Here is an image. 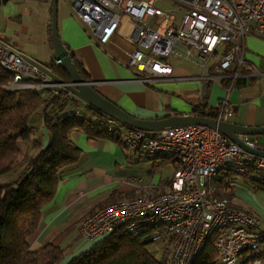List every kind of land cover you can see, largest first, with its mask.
Returning a JSON list of instances; mask_svg holds the SVG:
<instances>
[{
  "label": "built area",
  "instance_id": "built-area-1",
  "mask_svg": "<svg viewBox=\"0 0 264 264\" xmlns=\"http://www.w3.org/2000/svg\"><path fill=\"white\" fill-rule=\"evenodd\" d=\"M73 15L99 45L107 44L116 32L121 14L132 21L130 39L135 47L127 65L138 79L151 83L159 79H202L229 81L219 100L216 119L228 122L233 115L228 104L233 82L242 77L245 37L264 38V0H166L172 8L156 5L157 0H69ZM220 45H227L201 75H173L169 59L195 61L205 68ZM25 52L0 32V67L11 77L10 90L52 91L70 94L68 81L58 83L24 60ZM54 63L58 65L59 60ZM94 85L95 81H89ZM206 86L203 85V89ZM241 144L263 152L264 143L255 136L237 134ZM128 150L144 156H173L177 167L169 180V190L159 194L136 193L110 202L79 221L84 240H99L116 226L134 232L151 229L148 251L160 256L170 251L166 264H193L209 237L217 234L215 247L220 264H260L264 228L259 217L237 207L225 190H232L238 177L250 170L264 173V156L246 150L217 129L184 125L159 131L129 128L123 133ZM232 178L216 185L219 171ZM96 242V241H95ZM248 257V258H249Z\"/></svg>",
  "mask_w": 264,
  "mask_h": 264
},
{
  "label": "crops",
  "instance_id": "crops-1",
  "mask_svg": "<svg viewBox=\"0 0 264 264\" xmlns=\"http://www.w3.org/2000/svg\"><path fill=\"white\" fill-rule=\"evenodd\" d=\"M156 5L172 8L166 0ZM52 0H9L0 5V31L5 39L21 48L25 55L41 64L55 61L50 37ZM58 35L70 54L81 62L94 88L129 114L143 119H156L172 114H191L195 104L209 106L226 94L228 80L159 79L151 83L138 79V73L127 61L135 45L130 39L132 21L121 14L119 26L111 40L99 45L73 15L69 0H58ZM242 77L233 82L228 104L233 112L230 122L243 126L264 127V38L254 34L245 37ZM224 45L218 47V51ZM201 68L191 60L169 59L173 75H201L211 71L217 61ZM203 85L206 86L203 89ZM29 123L34 128L33 138L39 149L49 143V134L41 112L33 114ZM122 132L126 131L121 128ZM255 136L264 143V134ZM71 137L80 148L78 161L65 167L53 199L43 208L37 230L27 238L31 249L46 243L60 246L69 259L93 243L79 234V221L92 211L108 204L115 196L127 198L136 193L159 194L169 190V180L177 167L166 154L144 156L107 139H94L83 132ZM24 159L34 156L39 149L27 141ZM147 163L139 175L132 173V165ZM231 201L260 218L264 228V190L245 181L236 180ZM91 243V244H90ZM90 245V246H89ZM67 259V260H68ZM264 264V258L260 260Z\"/></svg>",
  "mask_w": 264,
  "mask_h": 264
},
{
  "label": "trees",
  "instance_id": "trees-1",
  "mask_svg": "<svg viewBox=\"0 0 264 264\" xmlns=\"http://www.w3.org/2000/svg\"><path fill=\"white\" fill-rule=\"evenodd\" d=\"M227 47L224 45L221 51L217 50L215 56ZM70 55L84 80L91 81L83 64ZM49 68L64 81H70L59 65L51 62ZM10 77V73L0 67V176L17 172L11 181L0 184V264H59L65 256L60 246L46 243L31 249L27 238L37 230L43 208L53 199L62 170L76 163L81 155L71 134L83 132L90 138L112 140L126 148L121 128L129 127L118 124L69 92L63 95V92L55 94L49 90L7 89ZM191 111L211 118L217 116V108L204 101L193 105ZM36 112L43 115L49 134V143L42 149L33 138L34 128L29 123ZM20 140L32 141L33 147L39 149L28 160L19 158ZM167 158L176 161L173 156ZM232 175L219 171L216 185L220 186ZM246 179L252 187L264 190V173L251 169ZM224 195L231 198L234 193L225 190ZM121 198L114 196L110 202ZM150 232L148 228L130 232L124 225H118L65 264H166L170 249L164 247L159 258L152 256L148 251ZM217 236L214 234L207 239L193 264H220L215 247ZM248 257L246 255L238 264L255 258ZM259 257L264 258V241Z\"/></svg>",
  "mask_w": 264,
  "mask_h": 264
},
{
  "label": "water",
  "instance_id": "water-1",
  "mask_svg": "<svg viewBox=\"0 0 264 264\" xmlns=\"http://www.w3.org/2000/svg\"><path fill=\"white\" fill-rule=\"evenodd\" d=\"M9 0H0V5L7 3ZM57 9L58 0H52V12L50 23V37L53 45V53L55 60H59L58 65L67 73L70 78V82L74 85H67V89L77 97L83 103L92 106L102 114L110 117L112 120L120 125L127 126L129 128L143 130V131H159L163 129H170L177 126L184 125H203L217 129L222 134L230 138L231 140L239 143L241 142L237 138V134L247 135H259L264 134V127H250L243 126L230 121H220L216 118L206 117L196 114H172L156 119H143L135 117L128 112L121 109L115 103L107 99L101 93H99L89 81L84 80L81 76L75 64L72 61L71 55L67 48L61 41L58 35L57 29ZM24 60L35 66L39 72L47 75L51 80L63 83V79L55 75L48 65L41 64L31 57L24 55ZM246 150L256 154L264 156L263 152H258L243 146Z\"/></svg>",
  "mask_w": 264,
  "mask_h": 264
},
{
  "label": "rangeland",
  "instance_id": "rangeland-1",
  "mask_svg": "<svg viewBox=\"0 0 264 264\" xmlns=\"http://www.w3.org/2000/svg\"><path fill=\"white\" fill-rule=\"evenodd\" d=\"M27 144H28L27 141H22V140L19 141V147L21 149V154H20V157H19L20 159H23L25 157L26 153H27ZM147 166H148L147 163H143V164H140V165H137V166L132 165V167H131L132 168V173L133 174H136V175H139L140 173L143 172V170ZM16 174H17V172L16 171H13L11 173L1 175L0 176V184L8 183L13 178H15ZM238 180L239 181H245V182L249 183V181L246 178L238 177ZM95 241H97V240H95ZM92 243H93V241H92ZM159 257L160 256H157V258H159ZM67 259H62L59 264H65V262L67 261Z\"/></svg>",
  "mask_w": 264,
  "mask_h": 264
}]
</instances>
